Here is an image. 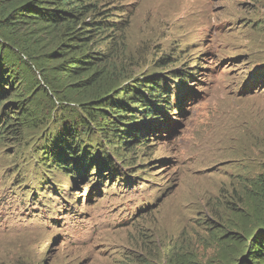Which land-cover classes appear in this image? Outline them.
<instances>
[{"label":"rangeland","instance_id":"374dc122","mask_svg":"<svg viewBox=\"0 0 264 264\" xmlns=\"http://www.w3.org/2000/svg\"><path fill=\"white\" fill-rule=\"evenodd\" d=\"M97 1L122 91L161 74L172 109L148 146L82 135L117 173L68 176L47 159L58 125L14 134L1 95L0 264L237 263L264 217V0Z\"/></svg>","mask_w":264,"mask_h":264},{"label":"trees","instance_id":"16d2710c","mask_svg":"<svg viewBox=\"0 0 264 264\" xmlns=\"http://www.w3.org/2000/svg\"><path fill=\"white\" fill-rule=\"evenodd\" d=\"M109 15L97 0H0V96L13 98L9 105L18 122L11 129L18 135L23 127L55 122L47 159L68 176L85 177L93 165L98 177L103 167L117 173L107 151L83 143L82 135H103L118 141V149L148 146L146 137L163 127L172 109L171 78L160 74L122 91L120 77L93 48L97 33L110 25ZM189 75L178 73L184 82ZM261 197L260 208L264 190ZM261 222L235 264H264V217Z\"/></svg>","mask_w":264,"mask_h":264}]
</instances>
